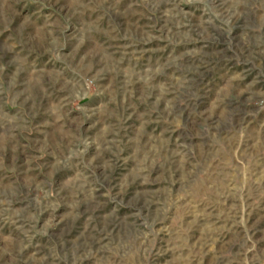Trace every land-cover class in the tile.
I'll use <instances>...</instances> for the list:
<instances>
[{"label":"rangeland","instance_id":"374dc122","mask_svg":"<svg viewBox=\"0 0 264 264\" xmlns=\"http://www.w3.org/2000/svg\"><path fill=\"white\" fill-rule=\"evenodd\" d=\"M0 264H264V0H0Z\"/></svg>","mask_w":264,"mask_h":264}]
</instances>
